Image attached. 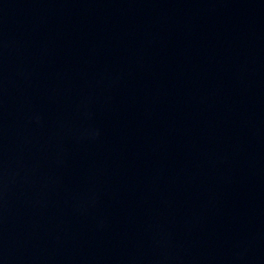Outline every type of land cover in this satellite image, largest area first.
<instances>
[{"label":"water","instance_id":"obj_1","mask_svg":"<svg viewBox=\"0 0 264 264\" xmlns=\"http://www.w3.org/2000/svg\"><path fill=\"white\" fill-rule=\"evenodd\" d=\"M0 264H264V0H0Z\"/></svg>","mask_w":264,"mask_h":264}]
</instances>
